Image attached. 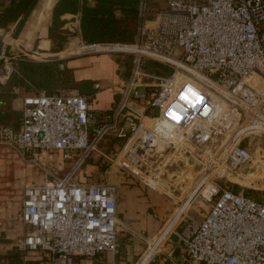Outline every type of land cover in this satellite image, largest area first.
I'll return each instance as SVG.
<instances>
[{
    "label": "built area",
    "instance_id": "1",
    "mask_svg": "<svg viewBox=\"0 0 264 264\" xmlns=\"http://www.w3.org/2000/svg\"><path fill=\"white\" fill-rule=\"evenodd\" d=\"M150 2L139 0L132 43L78 41L79 54L132 55L131 70L109 109H92L76 90L40 91L23 98L16 128L0 126V144L49 176L23 188L22 249L46 252L48 264H77L79 256L107 264L103 255L117 247L115 187L74 177L112 134L123 142L110 153L98 151L106 167L115 165L154 190L173 192L191 180L188 195L134 264L172 218L161 243L182 226L178 237L188 259L264 264V201L217 182L251 162L252 139L264 137V0H165L160 7ZM18 57L0 52L1 83L15 72ZM146 60L167 66L169 73L143 70ZM37 150L74 158L71 170L57 176L36 160ZM175 174L178 187H171L164 179ZM196 193L209 202L199 219L186 215ZM28 261L23 254L21 264ZM0 264L9 263L0 255Z\"/></svg>",
    "mask_w": 264,
    "mask_h": 264
},
{
    "label": "crops",
    "instance_id": "2",
    "mask_svg": "<svg viewBox=\"0 0 264 264\" xmlns=\"http://www.w3.org/2000/svg\"><path fill=\"white\" fill-rule=\"evenodd\" d=\"M57 2L58 0H0V31L4 33L6 23H11L10 34L4 33L8 35V40L2 51L20 56L8 47L10 43L25 53H34L36 47V51L46 55L42 57L43 61H60L58 67L68 70L64 76L68 77L72 86L81 85L84 88L82 94L88 97L92 109L107 110L119 98V86L126 79L125 67L128 65L125 61L110 58V54H65V42H58L51 31L52 9ZM95 2L77 0L75 11H65L59 15V19L63 20L61 28L70 34L66 40L74 38L83 41L80 30L81 9L83 6H94ZM150 4L152 5L151 2ZM138 6L139 0L134 30L138 23ZM116 15H119L118 11ZM133 38L135 39V33ZM42 58H34L32 61L40 62ZM1 67L0 61V70ZM96 83H99V87H95ZM65 89L78 90L58 87L53 92H65ZM37 92L40 91L32 87L27 89L18 78L11 75L5 83L0 82V126L16 128L21 118L23 98ZM98 151L86 158L74 180L83 184L114 185L117 247L115 251L105 253L103 258L107 264H134L146 249L149 240L169 217L172 205L156 190L124 175L117 166L103 165ZM33 155L40 164L52 168L60 177L71 170L74 161V158L64 159L60 150H37ZM48 179L49 176L44 171L24 161L10 147L0 144V255L9 264H21L23 254L28 256V264H48L46 252L22 249L20 240L26 227L19 219L24 186L42 184ZM181 227L167 238L147 264H204L184 255L178 237ZM76 260L77 264H95L96 261L80 256Z\"/></svg>",
    "mask_w": 264,
    "mask_h": 264
},
{
    "label": "trees",
    "instance_id": "3",
    "mask_svg": "<svg viewBox=\"0 0 264 264\" xmlns=\"http://www.w3.org/2000/svg\"><path fill=\"white\" fill-rule=\"evenodd\" d=\"M95 1L94 6H83L81 9L80 30L82 40L85 43H132L134 41V25L137 16L138 0ZM76 7L77 0H58L53 7L51 31L58 42H65L66 37L70 35L66 30L61 28L63 20L59 19V15L65 11H75ZM116 11L119 12L118 16L116 15ZM153 62L156 65L159 64L155 61ZM59 63L60 61L38 62L26 57H19L13 60L16 70L11 74V77L18 78L27 89L32 87L39 91L44 90L45 92L53 93V90L58 87L77 88L79 90L77 91L82 94L84 88L81 85L72 86L69 83L68 77L64 76L68 73V70L65 68L60 69L58 67ZM159 65L161 66L162 64ZM142 66L149 72L154 73L164 72L168 69L166 66H155L154 68V66L149 65L146 67V63ZM107 139L118 142L121 140L113 136ZM121 142L123 141L121 140Z\"/></svg>",
    "mask_w": 264,
    "mask_h": 264
},
{
    "label": "rangeland",
    "instance_id": "4",
    "mask_svg": "<svg viewBox=\"0 0 264 264\" xmlns=\"http://www.w3.org/2000/svg\"><path fill=\"white\" fill-rule=\"evenodd\" d=\"M151 3L153 6L160 7V6L165 4V0H151ZM78 41L79 40H76L74 38H70L69 40L68 39L65 40V43L63 44L64 51H65L64 53L68 54L69 52L76 50L75 52H73V54L74 55H80L79 54V51L81 52V50H79L80 42H78ZM8 47H10L14 53L20 54L19 57H21V58L26 57V58H29L31 60L34 58L36 59V57L31 56L30 54H27L22 50L17 49L16 46L13 45L12 43H10L8 45ZM112 47L116 48V46H112ZM34 50L36 51V47H34ZM95 54H110L109 55L110 58H113V59L119 60V61H125V64L128 65L127 67H125L126 77L128 76V74L131 70V67H132V55L131 54H125V53H121V52H110V51H103V52H99V53H95ZM43 59L44 58H42L40 61H43ZM145 63H146V67H148L149 65L154 66V68H155V66H160L159 64L156 65L151 60L145 61ZM142 69L145 71H148L147 69H145L144 66H142ZM168 69H166V71L160 72V73L168 74V72H169ZM156 71L158 72V70H156ZM75 90L76 89H74V91ZM69 91H73V90L72 89H65V92H69ZM110 137H112V136H106L105 139L102 142H100V144L98 145V149L100 151L110 153L112 151H115V147L117 148V145L120 144L119 142L121 140H119V142L118 141H112V139L108 140L107 138H110ZM251 144H252V147H251L252 161L247 163L244 167L240 168L239 170H236L235 173H228V174L218 178L217 182L218 183H226L236 191L242 192L244 194L255 197L261 201H264V137L256 136L255 138L252 139ZM103 146H104V148H102ZM258 148L260 151H262L259 154H257V151H256ZM179 169H181V168H179ZM180 171H181L180 175H182V174L187 175V170L182 168ZM191 175L194 177L196 176V174L193 172ZM178 176H179V174H175L172 177L169 175L168 176L169 178L164 179V182H168L169 184H171V187H173V186L178 187L175 184L176 183L175 180L180 179ZM190 182H191L190 179H186L184 183H179V185H182L181 188H177L173 192H171L167 188L162 189V191L161 190L160 191L156 190V191L159 192L166 200L171 202L172 209H173V207L177 206V204H179V202L186 195H188V193L190 192V189L192 188V186L190 185ZM164 193L168 194V195H165ZM187 206H189V207H188V211H187L186 215L189 217H193V218L197 219V217L200 218L201 215H203L207 211V209L209 208V202L204 201V199L197 194V196L195 195V198ZM165 241H163L155 249L153 254H155L161 248V246L164 244Z\"/></svg>",
    "mask_w": 264,
    "mask_h": 264
},
{
    "label": "bare ground",
    "instance_id": "5",
    "mask_svg": "<svg viewBox=\"0 0 264 264\" xmlns=\"http://www.w3.org/2000/svg\"><path fill=\"white\" fill-rule=\"evenodd\" d=\"M0 37H2L5 41H7L8 40V35H6V34H4V33H2L1 31H0ZM113 46H116L117 47V45H113ZM27 54H30L31 56H34V57H36V58H42V57H45L46 55L45 54H43V53H41V52H38V51H35L34 53H27ZM159 191L161 190L162 191V188L160 187L159 189H158ZM195 190H196V188H195ZM174 219L175 218H172V220H170V222H168L167 224H166V226L164 227V229H163V231H162V236H160L158 239H154L153 241V245L150 247V249H148L145 253H144V255L142 256V259H141V261L138 263V264H146L147 263V261H148V259L150 258V256L152 255V253L155 251V249L159 246V244L161 243V241H162V237H163V235L166 233V232H168L171 228H172V226H173V221H174Z\"/></svg>",
    "mask_w": 264,
    "mask_h": 264
},
{
    "label": "water",
    "instance_id": "6",
    "mask_svg": "<svg viewBox=\"0 0 264 264\" xmlns=\"http://www.w3.org/2000/svg\"><path fill=\"white\" fill-rule=\"evenodd\" d=\"M11 23H6V26L3 28V32L6 33V34H10V25ZM4 43H5V40L0 37V52L2 51V48L4 46Z\"/></svg>",
    "mask_w": 264,
    "mask_h": 264
}]
</instances>
